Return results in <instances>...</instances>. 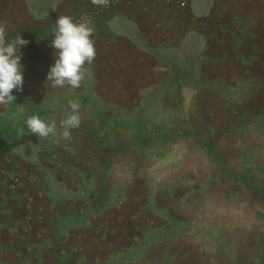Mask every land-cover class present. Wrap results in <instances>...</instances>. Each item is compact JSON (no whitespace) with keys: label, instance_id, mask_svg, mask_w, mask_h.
<instances>
[{"label":"rangeland","instance_id":"1","mask_svg":"<svg viewBox=\"0 0 264 264\" xmlns=\"http://www.w3.org/2000/svg\"><path fill=\"white\" fill-rule=\"evenodd\" d=\"M208 1H192L204 15L189 30L137 11L121 44L101 17L71 89L47 81L46 41L59 15L92 3L0 0L7 39L29 41L22 91L0 106V264H264V198L201 141L264 193V0ZM69 100L82 119L64 140ZM34 114L55 118L56 135L29 133Z\"/></svg>","mask_w":264,"mask_h":264},{"label":"clouds","instance_id":"2","mask_svg":"<svg viewBox=\"0 0 264 264\" xmlns=\"http://www.w3.org/2000/svg\"><path fill=\"white\" fill-rule=\"evenodd\" d=\"M110 0H91V3L100 7L108 6ZM57 29L51 46L55 49V63L50 67L47 81L52 87L79 89L86 78V65H90L96 58L97 52L93 34L95 25L87 16L78 20L70 15L61 14L56 20ZM28 40L17 36L15 40L7 39V25L0 23V106H5L16 100L13 90L22 91L24 84L23 65L20 63L22 53L20 47L27 45ZM70 111L60 121L61 138L70 140L72 130L81 124V105L78 101H68ZM26 126L29 133L37 135L40 140L55 136L57 121L55 118L42 119L34 114L27 118ZM19 135L24 129L18 130Z\"/></svg>","mask_w":264,"mask_h":264},{"label":"crops","instance_id":"3","mask_svg":"<svg viewBox=\"0 0 264 264\" xmlns=\"http://www.w3.org/2000/svg\"><path fill=\"white\" fill-rule=\"evenodd\" d=\"M89 1L90 2L88 5L91 4V0ZM192 1L193 0H190L189 5L185 7L166 6L165 4H162L160 2L148 3L145 0H131L129 3H125V5H118L104 16V23L101 24L102 29L104 31L102 33V36H104V38L106 37V39L110 41L112 40L114 41V39L119 40L117 42L121 44L120 43L121 41H125V39H128L130 37V35L128 34L126 30L125 25L128 23V21H132V15L137 14L136 13L137 11L139 12L138 14H142V15L144 14L143 16H149V20H152V21H155L156 19L158 20L160 19L162 22H166V23L169 22L171 24L178 21L179 25L182 26L184 30L185 29L189 30L190 28H188V26L199 27L200 25L199 17H201L204 14L194 16ZM212 4H213L212 0H209L208 5H207V11L210 10L211 8L210 5L212 6ZM263 6L264 5L262 4V7ZM144 11L147 13H145ZM133 29H136V27H133ZM170 32L174 34L175 30L171 29ZM132 36L135 38V35H132ZM143 39L148 40L149 38L148 36H144ZM140 40L142 41V37ZM118 43L116 44L117 46H118ZM141 44H139L138 42L137 45L136 43L131 45L130 47L132 50L129 51V53L134 54L135 53L134 49H136L138 45L141 46ZM108 61L109 60H107L106 62L107 64H105L106 69H107L106 72H108L107 74H110L108 75V78H111L110 80H114L116 79L115 78L116 76L113 73L114 69L109 66ZM70 95H72V92Z\"/></svg>","mask_w":264,"mask_h":264},{"label":"built area","instance_id":"4","mask_svg":"<svg viewBox=\"0 0 264 264\" xmlns=\"http://www.w3.org/2000/svg\"><path fill=\"white\" fill-rule=\"evenodd\" d=\"M131 0H110L108 6L106 7H100L97 5L92 4L91 7H89L86 10H83L81 13H79L77 16L74 17V20H78L81 17L87 16L91 19L92 23H95L98 21L101 17L105 16L109 11H111L114 7L120 5L129 3ZM148 3H155L161 1L166 6H181L185 7L189 5L190 0H145ZM52 39H48L46 41V44L48 46H51Z\"/></svg>","mask_w":264,"mask_h":264},{"label":"trees","instance_id":"5","mask_svg":"<svg viewBox=\"0 0 264 264\" xmlns=\"http://www.w3.org/2000/svg\"><path fill=\"white\" fill-rule=\"evenodd\" d=\"M2 140L3 139L1 138V133H0V153L2 152ZM201 141L207 153L212 157L213 156L216 157V160L219 162L220 167L223 169L224 172L230 174L234 180L243 182L260 198L262 199L264 198V193L250 180L247 174H243L234 168L228 167L225 164V161L223 160V158L218 154V152L213 148L212 145L208 144L204 140H201Z\"/></svg>","mask_w":264,"mask_h":264}]
</instances>
